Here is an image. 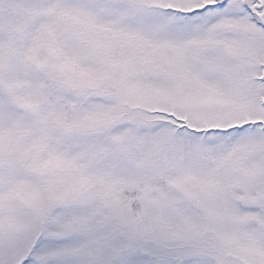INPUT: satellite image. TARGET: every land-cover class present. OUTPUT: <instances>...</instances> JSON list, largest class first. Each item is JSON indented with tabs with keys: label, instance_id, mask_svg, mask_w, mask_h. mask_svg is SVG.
<instances>
[{
	"label": "snow or ice",
	"instance_id": "snow-or-ice-1",
	"mask_svg": "<svg viewBox=\"0 0 264 264\" xmlns=\"http://www.w3.org/2000/svg\"><path fill=\"white\" fill-rule=\"evenodd\" d=\"M0 264H264V0H0Z\"/></svg>",
	"mask_w": 264,
	"mask_h": 264
}]
</instances>
